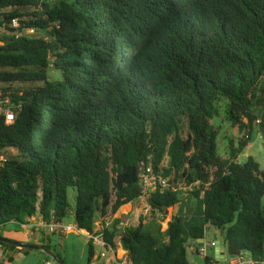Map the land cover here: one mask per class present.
<instances>
[{
	"label": "trees",
	"instance_id": "16d2710c",
	"mask_svg": "<svg viewBox=\"0 0 264 264\" xmlns=\"http://www.w3.org/2000/svg\"><path fill=\"white\" fill-rule=\"evenodd\" d=\"M6 8L40 34L0 40V91L21 105L12 124L0 116V225L63 220L71 189L90 234L138 199L149 163L171 185L147 195L152 214L198 204L170 216L164 235L154 220L151 231L115 219L104 238L132 264H188L210 228L228 256L264 257V169L238 161L254 130L264 146V0H0ZM216 118L238 133L224 158Z\"/></svg>",
	"mask_w": 264,
	"mask_h": 264
},
{
	"label": "rangeland",
	"instance_id": "374dc122",
	"mask_svg": "<svg viewBox=\"0 0 264 264\" xmlns=\"http://www.w3.org/2000/svg\"><path fill=\"white\" fill-rule=\"evenodd\" d=\"M49 74L52 78L57 77L56 72L50 69ZM221 118H216L215 121L220 125V136L218 138V154L220 157L227 156V138L238 137V133L235 129L231 128L227 123L220 120ZM226 137V138H225ZM247 157H253L260 165L261 169H264V146H262V141L260 135L254 130L252 139L248 143L245 151L238 157V161L242 162ZM69 202L71 204V213L63 219L65 223H74L73 216V206H74V193L69 190ZM191 206H178L175 209L167 210L165 215L159 213L152 214L149 206L146 202L142 200L134 201L130 207L128 205L120 207L115 214V218L119 220L121 230L129 227H136L141 222L147 229L151 231L155 230V226L152 220L156 224L160 225L161 233L164 235L167 228V222L170 216L174 214H180L186 216L193 214L197 209V201L192 199L190 202ZM186 211V213H184ZM186 214V215H185ZM157 229V228H156ZM28 230L24 229L21 223L17 221H11L4 225H0V236L17 240L23 243H33L34 240L28 235ZM219 238L220 234L217 230L210 228L205 233V241L209 242L213 238ZM164 241L167 242V237H163ZM37 245L45 247L51 254L64 264H113L112 261H108L107 258H101L99 256V249L97 247H92L93 257L91 262H88V251H89V240L86 235L78 233L76 231L69 232L65 235L53 234V235H42L40 241ZM118 252H121L120 245ZM6 250V260L9 264H41L45 258L53 260L52 256L49 254L39 251V250H28L27 253L22 251L19 247L5 248ZM121 250V251H120ZM246 255H250L245 252ZM212 256L211 253H208ZM229 257V256H228ZM212 258V257H211ZM187 259L189 264H204L203 258L199 255L191 253L187 250ZM223 263V260H221Z\"/></svg>",
	"mask_w": 264,
	"mask_h": 264
},
{
	"label": "built area",
	"instance_id": "2783aa9c",
	"mask_svg": "<svg viewBox=\"0 0 264 264\" xmlns=\"http://www.w3.org/2000/svg\"><path fill=\"white\" fill-rule=\"evenodd\" d=\"M8 9H0V40L4 37H33L40 34V32L31 26H27L22 23L23 18H12L5 19L2 14L5 13ZM41 10V7H39ZM21 105H15L11 98L7 95H4L0 91V116L4 118V123L10 125L14 122L18 111L20 110ZM6 163V157L3 154H0V167H3ZM140 196L137 200H142L146 202L147 195L156 188L160 190L164 188L171 187L169 177H164L161 173L155 172L151 164H141L140 172ZM197 184V183H196ZM209 183L205 185L208 187ZM200 195H203V190ZM116 216H104L95 221V227L93 232L88 234L83 230H80L77 224L65 223L63 220H57L51 218L48 222L44 221L41 217H28L25 220V223H22V227L28 230L29 235L33 239H40L42 235H65L69 232L76 231L78 233L84 234L87 236L89 242L93 247L99 249V256L101 258H107L108 261H112L113 264H132L129 259V254L124 252L121 256H118L117 248L118 246L112 247L108 244L104 238L105 231L111 229L114 224ZM117 241V240H116ZM117 244V243H116ZM217 246V242L205 240L202 241V245L198 246L195 243L189 244L188 249L196 255H199L203 258H207L209 249H213ZM223 260V263H221ZM110 261V262H111ZM0 264H9L6 260V250L5 246L0 242ZM41 264H58L54 260L48 259L44 260ZM206 264V263H204ZM207 264H264V257H261L257 260L252 259L249 255L238 254L235 256H227L218 260L212 258Z\"/></svg>",
	"mask_w": 264,
	"mask_h": 264
},
{
	"label": "water",
	"instance_id": "95a60500",
	"mask_svg": "<svg viewBox=\"0 0 264 264\" xmlns=\"http://www.w3.org/2000/svg\"><path fill=\"white\" fill-rule=\"evenodd\" d=\"M0 242L1 243L8 244V245H12V246L19 247L20 249L21 248H25V249L39 250V251L45 252V253L49 254L50 256H52L53 260L55 262H57L58 264H64L63 262H61L60 260H58L56 257H54L51 254V252H49L43 246H40V245H37V244H34V243H23V242H20V241H17V240H13V239L6 238V237H1V236H0ZM196 244L198 246L202 245V240L197 241ZM216 247H217V251H216V254H215V259L218 260L217 253H221L222 254V257H221V259H222L224 257V253H223V249L225 247L224 241L222 239L221 240H218ZM211 252H212V250H209V253H211Z\"/></svg>",
	"mask_w": 264,
	"mask_h": 264
},
{
	"label": "crops",
	"instance_id": "0c3cea01",
	"mask_svg": "<svg viewBox=\"0 0 264 264\" xmlns=\"http://www.w3.org/2000/svg\"><path fill=\"white\" fill-rule=\"evenodd\" d=\"M132 203H129V205H128V207H130V205H131ZM127 205V204H126ZM125 205V206H126ZM29 235V234H28ZM34 240V244H37V242H39L40 241V239H33ZM218 240H221V238L219 237V238H213V239H211L210 241H215V242H217ZM117 243L119 244V242H118V240H117ZM190 244H193V243H190ZM120 245V244H119ZM118 248H119V246H118ZM118 248H117V253H118V256H121L123 253H120V252H118ZM120 248H121V246H120ZM122 250V249H121ZM120 250V251H121ZM210 250V249H209ZM212 250V252H211V254H212V256H210V257H212V258H214L215 259V254H216V251H217V247H215V248H213V249H211ZM121 252H125L124 250H122ZM191 253H193V252H191ZM223 253H224V257H227L228 255H227V251H226V247H224V249H223ZM194 254V253H193ZM196 255V254H195ZM217 255H218V258H220L221 259V257H222V254L221 253H217ZM188 264H189V261H188Z\"/></svg>",
	"mask_w": 264,
	"mask_h": 264
}]
</instances>
